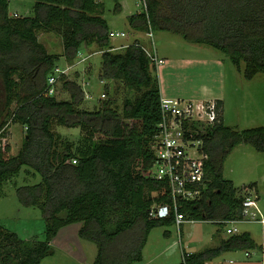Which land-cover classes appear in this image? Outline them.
<instances>
[{
    "label": "trees",
    "instance_id": "16d2710c",
    "mask_svg": "<svg viewBox=\"0 0 264 264\" xmlns=\"http://www.w3.org/2000/svg\"><path fill=\"white\" fill-rule=\"evenodd\" d=\"M108 0H35L34 15L18 17L9 11L10 0H0V132L20 124L25 131L20 151L0 149V196L4 185L24 172L40 177L35 184L17 188L20 203L39 208L46 220L44 241L22 240L0 225V264H42L54 254L52 240L69 225L82 223L80 238L93 242L98 255L93 264H136L153 229L176 224L170 186L149 177L155 161L153 142L162 121L159 70L136 41L115 53L111 29L103 17ZM115 14L122 0H113ZM146 9L129 17L141 32H171L193 44L223 52L244 77L264 74V0H142ZM62 39L64 54H50L40 33ZM102 50L98 78L107 81V101L96 111L82 107L84 91L68 74L48 94L49 80L63 60H84L83 46ZM67 69V68H66ZM65 70V69H63ZM123 82L139 91L120 107L115 98ZM61 84V87L59 85ZM64 93L67 98L59 99ZM213 125L194 127L204 140L206 178L201 199L180 201L179 213L187 220L224 226L243 220L244 197L224 177V164L239 145L264 153V127L236 131L224 123L223 102ZM81 131L71 142L56 128ZM7 134V132H5ZM9 135V134H8ZM76 161V164L73 162ZM157 193V195H154ZM166 206L169 213L151 217ZM226 226V225H225ZM168 234V233H167ZM166 234V235H167ZM259 246L249 233L222 240L216 248L183 252L180 264H208L227 252Z\"/></svg>",
    "mask_w": 264,
    "mask_h": 264
},
{
    "label": "rangeland",
    "instance_id": "374dc122",
    "mask_svg": "<svg viewBox=\"0 0 264 264\" xmlns=\"http://www.w3.org/2000/svg\"><path fill=\"white\" fill-rule=\"evenodd\" d=\"M35 0H10L9 11L18 17L34 15ZM115 2H105L103 17L107 20L111 31L125 32V38H113L112 46L118 48L115 53H123L137 39L152 52V40L146 33L135 31L129 23V17L144 10L142 0H124L122 12L115 14ZM157 53L166 59V64L160 68V87L164 96L196 100L197 102L212 100L215 96H223L225 100L223 114L225 125L243 131L264 127V74L260 73L253 79L244 77L245 64L239 69L223 52L207 46L193 44L183 36L171 32H152ZM40 42L44 44L50 54H64L61 37L55 33H40ZM81 53L84 60L78 58L73 61L62 59L61 69H68L69 80H75L76 73H80L78 83L82 86L88 83L86 91L93 96L92 100H84L82 107L89 111H96L103 107L105 100L100 101L102 93H106L107 81L102 83L98 78L102 62V50L99 45L83 46ZM89 66V71L86 68ZM119 88L115 98L120 107L125 99L135 100L140 96L136 89H132L123 82L115 84ZM61 87V84L59 85ZM66 96V97H65ZM64 93L57 94V98H67ZM85 97V96H84ZM219 101L217 99H214ZM71 142H78L81 138L79 128H56ZM8 132V130H7ZM9 141L11 149L7 157L15 156L21 149L25 130L20 124L10 127ZM224 177L234 182L238 195L257 199V204L264 216V153L258 152L251 145H239L227 158ZM40 177H29L24 172L4 185L0 196V225L6 231L16 233L22 240L44 241L47 223L39 208L23 206L17 195V188L38 183ZM157 195V193H154ZM246 220L228 225H218L214 222H187L178 228L175 224L169 227H158L152 230L143 251V260L136 264H180L183 252L199 253L209 248H216L222 240L231 235L229 228H237L239 235L249 233L259 246L253 250H239L227 252L209 264H264V225L256 221L254 209H248ZM169 210L160 207L159 216L166 215ZM82 223L62 228L52 240L54 254L44 259L42 264H93L98 247L93 242L79 236ZM168 233V234H167ZM167 234V235H166ZM249 254V255H248Z\"/></svg>",
    "mask_w": 264,
    "mask_h": 264
},
{
    "label": "built area",
    "instance_id": "2783aa9c",
    "mask_svg": "<svg viewBox=\"0 0 264 264\" xmlns=\"http://www.w3.org/2000/svg\"><path fill=\"white\" fill-rule=\"evenodd\" d=\"M144 9L146 4L144 3ZM15 16H18L15 14ZM111 38H125V32H111ZM146 36L152 40L151 52L145 45L141 44L140 47L151 60L152 65L159 68L165 64V60L161 58L154 43V35L152 31L147 32ZM128 47V46H126ZM126 47H120L126 48ZM118 48H114L116 50ZM68 69L55 70V76L49 80L48 94L54 96L56 94V83L62 75H67ZM104 81H102L103 83ZM105 84V82H104ZM89 86L88 83L82 85L84 91V98L92 100L93 96L90 92L86 91ZM107 98L106 93H102L100 101ZM162 108V121L159 125V132L156 135L153 148L155 151V161L149 172V177L156 181L166 182L170 186V193L173 201V208L176 216V225L178 228L183 227L187 222H196L194 220H187L179 213L180 201H195L201 199L203 195V187L206 178V161L208 155L204 151V140L197 139L195 133H198L196 126L213 125L217 122L220 109L218 108L216 100H205L201 102L184 99H161ZM11 125H8L2 132H0V149L3 152L7 151L9 145V135L5 132L10 131ZM27 131V129H24ZM7 132V133H8ZM76 164V161L73 162ZM167 208L166 206H164ZM243 220L248 217V209H254L253 216L258 217L256 221L264 225V216L260 211L257 199L246 197L243 202ZM168 209V208H167ZM160 208L154 207L151 211V217L159 216ZM167 215V214H166ZM239 221H228L229 223H237ZM227 233L231 236L239 235L237 228L227 229ZM249 255V254H248ZM209 264V263H208Z\"/></svg>",
    "mask_w": 264,
    "mask_h": 264
},
{
    "label": "crops",
    "instance_id": "0c3cea01",
    "mask_svg": "<svg viewBox=\"0 0 264 264\" xmlns=\"http://www.w3.org/2000/svg\"><path fill=\"white\" fill-rule=\"evenodd\" d=\"M124 0H122V2H123ZM121 2V3H122ZM135 30V29H134ZM135 31H137V30H135ZM141 32V31H140ZM138 33H139V31H138ZM141 33H144L145 34V32H141ZM137 41H139L138 39H137ZM136 42V41H135ZM140 42V41H139ZM141 43V42H140ZM143 45H145L144 43H143ZM121 47H123V46H121ZM124 49V48H123ZM165 61H166V59L165 58H163ZM165 64H166V62H165ZM163 66V65H162ZM89 66L86 68V71L88 72L89 71ZM161 68V67H160ZM160 68H159V74H160ZM160 78V77H159ZM160 84H161V82H160ZM66 97V96H65ZM162 97H164V98H166V99H171V100H176V99H181V98H172V97H169V96H164L163 95V90H162ZM214 99H217V100H219V101H222L223 102V107L225 106L224 105V103H225V100H223V96H215V98ZM214 99H212V100H214ZM193 101H196V100H193ZM223 117H224V114H223ZM224 121H225V118H224Z\"/></svg>",
    "mask_w": 264,
    "mask_h": 264
}]
</instances>
